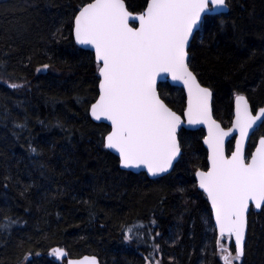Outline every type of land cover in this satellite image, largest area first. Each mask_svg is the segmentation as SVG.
<instances>
[{"label": "trees", "instance_id": "obj_1", "mask_svg": "<svg viewBox=\"0 0 264 264\" xmlns=\"http://www.w3.org/2000/svg\"><path fill=\"white\" fill-rule=\"evenodd\" d=\"M80 3L0 0V218L18 221L7 232L0 228V264H28L29 253H39L31 264H67L85 255L101 264H146L154 242L161 264H224L210 205L192 187L194 166L207 156L203 130L189 133L190 148L175 172L155 180L121 170L103 147L109 127L95 123L84 102L96 95L92 53L77 47L71 32ZM126 3L138 12L143 0ZM224 19L223 30L197 44L195 64L213 88L215 119L229 128L236 94L264 107V0H233ZM162 91L174 110L186 104L181 89L165 84ZM24 122L26 128L16 127ZM260 136L264 129L256 144ZM129 228L131 241L124 239ZM53 248L67 258L51 256ZM245 259L264 264V210L249 216Z\"/></svg>", "mask_w": 264, "mask_h": 264}, {"label": "snow or ice", "instance_id": "obj_2", "mask_svg": "<svg viewBox=\"0 0 264 264\" xmlns=\"http://www.w3.org/2000/svg\"><path fill=\"white\" fill-rule=\"evenodd\" d=\"M129 9L126 0H81L72 16L74 43L92 53L96 95L84 101L87 112L97 122H110L102 136L103 147L118 154L121 168L164 178L184 162L189 133L206 126L207 156L202 167L194 166L192 187L202 190L210 204L224 264H246L250 210H264V136L259 137L258 146L255 142L256 132L264 129V107H254L248 97L236 94L235 120L225 129L214 118L213 88L205 86L195 64L197 44L203 45L214 30H223L229 23L224 17L231 16L233 0H143L138 12ZM231 26L238 30L235 20ZM60 34L58 28L53 36ZM169 77L182 86L181 93L186 91V104L179 110L170 106L173 101L162 91ZM56 126L64 129L59 121ZM16 127L24 129L27 123ZM250 130L254 151L246 150ZM29 148L32 153L41 152ZM0 220L6 232L18 223L7 215ZM124 239H134L131 228ZM232 241L234 245L226 247ZM151 248L144 257L146 264H161L156 258L160 244L154 242ZM51 254L61 259L68 256L60 248H53ZM32 255L39 253H29L28 264ZM67 264L100 262L92 256L67 260Z\"/></svg>", "mask_w": 264, "mask_h": 264}, {"label": "water", "instance_id": "obj_3", "mask_svg": "<svg viewBox=\"0 0 264 264\" xmlns=\"http://www.w3.org/2000/svg\"><path fill=\"white\" fill-rule=\"evenodd\" d=\"M79 48H81L79 45H77ZM86 51V50H85ZM89 52V51H88ZM165 84H169L171 87H174V88H178V89H181V85H178L177 83H175V82H172L171 81V79H170V77L168 78V81L165 83ZM184 94H185V98H186V91L184 92ZM254 115L256 114L255 112L253 113ZM91 117V116H90ZM215 118V117H214ZM91 119L95 122V123H97V124H104V125H106V126H108L109 127V123L110 122H97V121H95L92 117H91ZM234 120H235V102H234V117H233V120H232V123H231V126H232V124L234 123ZM217 122H219L218 120H217ZM220 123V122H219ZM258 124H259V121L257 122ZM221 126H222V124H221ZM230 126V127H231ZM201 127V129L204 131V133H205V136L207 135V127L206 126H200ZM223 127V126H222ZM255 127V126H254ZM225 129H227V128H225ZM192 132H195V131H192ZM233 136H235L236 138H238L239 137V133L238 132H234L233 133ZM253 136V134H252V131L250 130V132H249V140L246 142V150L248 149V146H249V142H250V140H251V137ZM229 139H231V137H229ZM234 143H235V141H233ZM203 145H204V147H205V149H206V151H207V145H205L204 143H203ZM256 146H258V142H257V144H256ZM107 151H109L110 153H112L113 155H115L117 158H118V154H116V153H114V152H112L111 150H108V149H106ZM254 150H255V148H254ZM253 150V151H254ZM120 169L121 170H124V171H127V172H131V173H133V174H146V176L149 178V179H151V180H155V179H159L160 177H152V176H150L149 174H147V172H146V170H136V169H123V168H121L120 167ZM167 176V175H166ZM201 193H202V190H199ZM206 197V196H205ZM210 205V204H209ZM256 212V213H260L261 212V210H255V209H252V210H250V214H251V212ZM250 216V215H249ZM212 219H213V224H214V226H215V221H214V217L212 216ZM248 222H249V217H248ZM217 231V233H218V230H216ZM247 234H248V232H247ZM247 234H246V239H247ZM232 243H233V245H234V241H232ZM84 257H92V255H85V256H83V257H81V258H70V259H68V260H82ZM96 257V256H95ZM97 258V257H96ZM98 259V258H97ZM98 261L100 262V260L98 259ZM101 264V263H100Z\"/></svg>", "mask_w": 264, "mask_h": 264}, {"label": "rangeland", "instance_id": "obj_4", "mask_svg": "<svg viewBox=\"0 0 264 264\" xmlns=\"http://www.w3.org/2000/svg\"><path fill=\"white\" fill-rule=\"evenodd\" d=\"M51 256H53V255H51ZM59 258V257H58Z\"/></svg>", "mask_w": 264, "mask_h": 264}]
</instances>
